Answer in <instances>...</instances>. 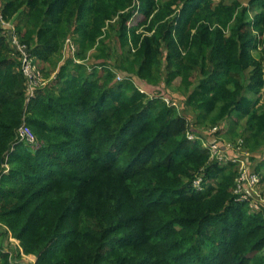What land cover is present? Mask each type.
<instances>
[{"label": "trees", "instance_id": "obj_1", "mask_svg": "<svg viewBox=\"0 0 264 264\" xmlns=\"http://www.w3.org/2000/svg\"><path fill=\"white\" fill-rule=\"evenodd\" d=\"M250 2L261 8L252 20L239 1L3 0L4 20L35 61L78 46L57 81L28 100L0 23V223L35 264H264V204L236 200L238 164L209 161L188 139L180 106L131 76L117 81L105 63H85L93 48L105 56L106 28L118 20L132 55L120 69L158 84L166 49V82L181 76L197 123L214 127L237 111L250 132L238 138L257 152L264 109L244 91L264 92V0ZM194 70L203 78L191 90ZM23 122L42 142L35 150L20 140ZM0 264H13L2 247Z\"/></svg>", "mask_w": 264, "mask_h": 264}, {"label": "rangeland", "instance_id": "obj_2", "mask_svg": "<svg viewBox=\"0 0 264 264\" xmlns=\"http://www.w3.org/2000/svg\"><path fill=\"white\" fill-rule=\"evenodd\" d=\"M216 1L218 2L219 0ZM234 1H239L244 7L248 8L247 16H246L247 20H252L254 16L261 10V8H257L256 5H253L250 2V0H225L226 3H232ZM2 3L3 0H0V7ZM179 10L180 7L177 8V11L174 13V16H176L179 13ZM15 22H17V20H15ZM119 28H120V23L118 20L117 21L114 20L108 25V27L106 28L107 31V36L105 38L106 43L102 45V47L105 48V56L101 57L102 52L101 50H99V48H93L87 52L85 63L90 67L97 64L105 63L108 66L112 67L117 72V77H116L117 81H120L126 75L131 76L133 77L136 85H138L140 88L142 87L143 89H145L146 93L149 96L151 97L162 96L165 99L167 98L173 102H176L181 107V109L179 108L181 113L188 118V121L190 123V128L191 127L195 128L198 133L207 134L209 129L211 128L209 126L210 124L205 121L202 123H197L196 112H194L192 108L189 107L187 104V95L185 92V88L181 76H177L169 84L166 82V77H167V68L165 66L166 57H167L166 49L164 50V53L162 55V60L164 65L162 71V78L158 84H151L136 75H131V74L129 75L127 72L120 69L122 64L123 65L128 64V59H130L132 55H131V51L127 47H123L121 45L120 38L118 35ZM259 37L262 41H264V33L261 34ZM7 40L10 42V45L14 51L13 53H15V57L18 58L22 67V54L14 48L8 34H7ZM77 47H75V49L72 47L69 48V46L66 44L60 52L61 58L60 56H57L53 59L52 62L42 61V60L36 61L39 68L42 71L43 78L45 80L43 84L44 87L47 85H53L57 81L61 65L66 63L69 59L73 58V55L76 53ZM253 52L257 55L255 50H253ZM262 62H263V72H264V59ZM69 71H74L72 66H69ZM249 71L250 70L245 71L242 76L245 85L249 83V79H250ZM202 78L203 75L200 73V71L194 70L192 72V80L194 84L190 89L193 90V88L199 84ZM244 94L251 97L252 99H256L257 97H260L259 101L256 103L255 106L258 110L264 109V98H263L264 92L257 95L251 92L250 90H246L244 91ZM216 126L218 127L217 135L220 136L221 139L223 140L235 141L238 137L240 136L246 137L250 133L247 116H241L240 114H238L237 111L230 114L223 121L219 122ZM41 143H42L41 141L36 140V142L32 143L31 149L35 150L41 145ZM246 150L249 153L248 156L253 167L257 168V165L261 164L259 168V173L262 176V184L260 186V190H261L260 192L262 198H264V146L261 147L257 152H251L249 151V148H246ZM0 247H2L5 251L11 252V260L15 263L23 262L24 264H34V262L36 261V258L33 257L32 255H27L25 257L22 256L21 249L19 246V241L15 239L10 233V231L6 228V226H4L1 223H0ZM260 254L264 255V249L260 251Z\"/></svg>", "mask_w": 264, "mask_h": 264}, {"label": "built area", "instance_id": "obj_3", "mask_svg": "<svg viewBox=\"0 0 264 264\" xmlns=\"http://www.w3.org/2000/svg\"><path fill=\"white\" fill-rule=\"evenodd\" d=\"M0 23L4 28V32L8 34L16 50L22 54V69L27 80L28 94L30 97L34 96L35 91L38 87L44 84L45 80L41 69L39 68L34 57L29 52L27 45L21 43L19 36L16 31L15 24L4 20L0 8ZM71 40H68L70 42ZM72 48L75 46L72 44ZM140 88V87H139ZM142 92L145 89L140 88ZM169 104L174 106H179L176 102L169 99H165ZM218 127H211L207 134H201L196 131L195 128L191 127L187 131L188 139L195 141L200 140L205 149L208 150L210 156L209 161L217 162L219 164H238V175L235 179V185L233 192L236 196V200L239 202H247L250 207L254 210H260L261 205L264 204V198H262L260 186L262 184V176L252 166L249 159V153L244 147V139L238 138L236 141L223 140L217 135ZM19 137L21 141L34 143L37 137L30 126L23 122V124L18 129ZM204 171V170H203ZM199 172L196 174L192 181V186L196 190H203L205 187V174L204 172ZM16 239V238H15ZM22 256H27L23 252V249L19 243ZM10 252V251H9ZM11 255V252H10ZM12 261V260H11ZM13 264H24L15 263Z\"/></svg>", "mask_w": 264, "mask_h": 264}, {"label": "crops", "instance_id": "obj_4", "mask_svg": "<svg viewBox=\"0 0 264 264\" xmlns=\"http://www.w3.org/2000/svg\"><path fill=\"white\" fill-rule=\"evenodd\" d=\"M33 256V255H32ZM33 257H35V256H33ZM34 264H35V262H34Z\"/></svg>", "mask_w": 264, "mask_h": 264}]
</instances>
